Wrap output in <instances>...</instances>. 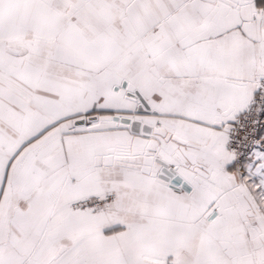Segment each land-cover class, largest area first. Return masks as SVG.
Masks as SVG:
<instances>
[{
    "label": "snow or ice",
    "instance_id": "snow-or-ice-1",
    "mask_svg": "<svg viewBox=\"0 0 264 264\" xmlns=\"http://www.w3.org/2000/svg\"><path fill=\"white\" fill-rule=\"evenodd\" d=\"M0 264H264V0H0Z\"/></svg>",
    "mask_w": 264,
    "mask_h": 264
}]
</instances>
